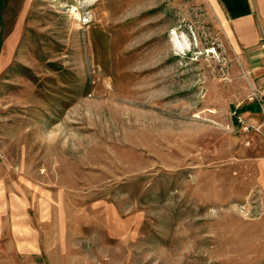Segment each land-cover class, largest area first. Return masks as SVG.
I'll list each match as a JSON object with an SVG mask.
<instances>
[{
  "label": "rangeland",
  "instance_id": "1",
  "mask_svg": "<svg viewBox=\"0 0 264 264\" xmlns=\"http://www.w3.org/2000/svg\"><path fill=\"white\" fill-rule=\"evenodd\" d=\"M221 25L210 0L4 1L0 264H264L262 89Z\"/></svg>",
  "mask_w": 264,
  "mask_h": 264
},
{
  "label": "crops",
  "instance_id": "2",
  "mask_svg": "<svg viewBox=\"0 0 264 264\" xmlns=\"http://www.w3.org/2000/svg\"><path fill=\"white\" fill-rule=\"evenodd\" d=\"M222 29L238 52L243 68L257 78L262 108L257 129H264V0H210ZM262 112V114H261Z\"/></svg>",
  "mask_w": 264,
  "mask_h": 264
},
{
  "label": "trees",
  "instance_id": "3",
  "mask_svg": "<svg viewBox=\"0 0 264 264\" xmlns=\"http://www.w3.org/2000/svg\"><path fill=\"white\" fill-rule=\"evenodd\" d=\"M4 1L5 0H0V21L2 20V11H3V6H4ZM244 109L251 110V111H258L261 109V105L259 102L249 103L246 106H244Z\"/></svg>",
  "mask_w": 264,
  "mask_h": 264
},
{
  "label": "built area",
  "instance_id": "4",
  "mask_svg": "<svg viewBox=\"0 0 264 264\" xmlns=\"http://www.w3.org/2000/svg\"><path fill=\"white\" fill-rule=\"evenodd\" d=\"M254 96H255V99H257L258 100V102L260 103V105H261V108H262V100L259 98V96H258V94L255 92L254 93Z\"/></svg>",
  "mask_w": 264,
  "mask_h": 264
},
{
  "label": "water",
  "instance_id": "5",
  "mask_svg": "<svg viewBox=\"0 0 264 264\" xmlns=\"http://www.w3.org/2000/svg\"><path fill=\"white\" fill-rule=\"evenodd\" d=\"M263 98H264V96H263Z\"/></svg>",
  "mask_w": 264,
  "mask_h": 264
}]
</instances>
